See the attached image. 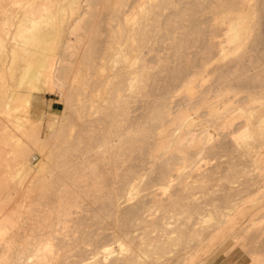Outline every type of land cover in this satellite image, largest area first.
Wrapping results in <instances>:
<instances>
[{"label": "bare ground", "instance_id": "obj_1", "mask_svg": "<svg viewBox=\"0 0 264 264\" xmlns=\"http://www.w3.org/2000/svg\"><path fill=\"white\" fill-rule=\"evenodd\" d=\"M149 1L151 2H147L148 5L145 7L143 6V10L142 7L139 8L142 11H140L136 5L138 11L128 14V6H126L128 0H0V106L2 105L0 111L6 114L12 111H9V108H7V100L5 99L6 101H3V99L4 97H6L7 99L9 98L8 100H11L10 97L13 98L12 95L15 93H13L12 91L8 92V89L5 90V88H3L1 82L2 80H4L5 74L2 72L1 68L5 67L7 68V70L8 68H11L12 70V67L7 66L10 64V62H14L12 61L13 57L16 56V54H18V52L20 51L22 54H24V52L22 51H25L26 54L30 55L35 54L37 48H35L34 50L33 46L29 47L31 48L29 49L27 47L29 45L26 46L27 43L34 44V41L36 39L46 40L48 38L49 40V37L50 39L56 37L57 41L59 42V44H57L56 50L54 49L50 52L47 51V54L42 52L44 51L43 49L40 50L41 55L37 56L36 69H32V71L34 70V72H31L30 75L32 74V78L35 77V79L38 78L39 80H41V82H39L40 84H38L36 87L40 90L41 93L30 95L32 97V100H37L36 97L42 96V93L49 91L55 92L59 97H62L65 105L62 111V115L60 116L61 118L60 120L58 119L59 124H62L63 122L61 123V121H64L65 116H67L66 109H69V111L72 110V114H75V117L80 118V123H78L77 125L78 129H74L72 131L71 129L76 126V124L73 123V121L70 123L71 120L68 121L69 119H67V123L69 122L70 124L67 126L68 128L66 127V144H63L64 146L62 145L63 148L61 152L59 150V152L61 153L60 155H62L61 160H58L56 158L60 156L59 152L58 156H56V151H54V148H58L59 145V142L57 144V141L55 139H58L59 137H56L58 125L56 124L57 122H55L53 119L46 120L44 129H41L39 122L38 125H35L33 123L28 124L30 120L27 123H24L22 122L23 119L19 115L14 116V119L7 117L0 118V264H64L62 263V261L57 262L64 251L69 252L70 255H73L75 258L69 264H150L151 262H159V264H164L158 260L160 255L156 251V249L160 245V239H158L157 236H152L150 232L156 230L155 228L157 225H159L160 220L166 217L165 214L169 210H171L170 207L173 208L175 207V205H179L178 207L182 208V205H180L179 202H176V197L178 196V193L179 191H181V189H175L171 193L169 192L168 197L165 196L167 197L166 199H150L151 204L149 205H147V203L143 200L136 201L132 204H126L125 201L128 198L121 199L124 195L123 190H125V185H129L126 184L127 181L124 183L122 182L123 184L121 188L118 187L119 189L112 190L109 187V189H107L105 193L101 195L102 198L98 203H95V201L97 202L98 200H93L90 199L91 197H88L90 192H97L104 189L99 185L100 182L97 179L100 177L99 173H104L105 168H111L116 173L117 169H120L121 167H130L131 163L128 164L129 162L127 163V160L129 158V151L133 147H139L141 151V157H138L142 161L144 160L145 156L149 157L150 155L151 157H155L156 155V157L158 156V158H160V164L163 165L159 178L161 181H163V185L160 183L162 192L165 191L168 186H170L174 182V180H181L182 177H184L181 168L190 166L191 163L195 161V157H197V155L201 152V149H213V147H218L217 143H214L212 134L207 129H202L199 133L192 132L193 129L191 128V121H193L194 118L190 117L189 114H187L184 110L177 111V113L170 119V125L166 127V129L162 130L161 132H156L154 126L157 122H159L158 119L161 118V112H159L161 102L154 107L153 111H151L148 116H146L149 120L145 126L144 124L138 125L137 122L133 124V122L128 120L126 112L130 109V106L129 108L128 106H126V99L128 97L130 98L133 93L138 92L144 88L143 82L145 77L148 75L147 69L149 67V64L147 60H145L144 56L142 57V55H140L142 49L144 47H147V42L151 41L152 38L154 40V36L156 34L158 35L159 31L162 29L163 31L161 35H168L171 37L174 36L173 33L176 28L174 21H176V18H180L183 14H185V11H183L184 8L182 10H178V8L176 9L177 4H184V2H186L187 4H189L192 10L193 8H199L200 10V8L203 9L202 6H204V2H207V0H184L183 2L179 0V3L176 0ZM212 1L214 3H212L213 5L211 7L213 8L212 13L216 14L218 17L212 19L214 21L208 30L212 33H215L219 30H222L223 27L220 26L225 23L226 25L224 27L225 31L223 34V41L228 43L235 41L239 38L240 32L242 30L245 31L249 24L244 25V23L242 22L244 15L236 12L234 13L233 9L237 7L243 8L244 2L246 0H210V2ZM128 3L131 4V2ZM121 5L127 7V12L119 9ZM209 5H206V7ZM103 6L108 7V12L106 14L110 15V17L105 16L106 14H101L103 11ZM89 8L94 9V13ZM165 8L169 10L168 12L164 13ZM211 8H209V10ZM88 9L95 15V19H92L93 14L90 13L91 16L88 14ZM206 9L208 10V8ZM103 12L105 13V11ZM195 12H197V10ZM72 13H74V15H72ZM125 13L127 14V16ZM87 14L94 21L99 17L100 14L104 15L106 18L109 17V21L104 24V29L102 28L103 24L99 25V23H97L96 21L91 24V19V22L88 26L87 23L89 21L86 22L87 20H85ZM186 14L189 15L190 13ZM101 15L99 17L100 19ZM191 16L189 17V20L190 18L193 19V15ZM115 17H117L118 19L121 17L119 20L120 22L124 21V25L121 23L123 25L122 26L119 21H115L116 23H110V20H112L113 22V20H115ZM160 17H163V23L166 26H161L162 23L160 21ZM98 20L99 19H97V21ZM186 20L187 19L185 17V21ZM98 25L100 34L103 29L105 38L103 40L104 43H101L102 45H100L98 50L97 44H99L100 42H95L97 46L93 43L96 48V50L94 49L93 51H96L97 53L95 54V57L97 55V59L100 60L99 62L95 61V59H92L93 62H97L94 67H96L98 64V66L96 67L97 71L95 70L96 73H93L97 76L94 79L89 76V74L92 75L91 73H89L90 69L88 70V72L85 71V73L82 71L87 70L85 68L87 64L84 63L85 60L82 61V57L85 56L84 53L85 51H87L85 49L89 47V43H87L88 38L90 41L89 36L92 35L91 38L93 36L97 37L99 31L92 32V30H95L94 27L96 26L95 28H97ZM120 25L122 26L121 28ZM87 26L91 29H88ZM86 27L88 30L86 29ZM186 27L187 33L189 34L198 36L201 33V29H199L198 26L195 25L194 19L192 20V22L188 23L185 28ZM252 27L250 26L249 28ZM203 29L205 30L207 28ZM93 33L97 34L93 35ZM179 34H181L180 31ZM98 36L100 35L98 34ZM104 36H102V38ZM96 37H93L95 39L92 40L98 41V37ZM246 39H248V36ZM193 40L194 39H192V41ZM221 41L222 40H220V42ZM37 43H39V41H37ZM120 43H128V48L126 47L128 49V52L124 51L126 50L125 47H119ZM85 44H88L87 48H85ZM173 45H175V43ZM206 45L207 46L205 48V52L203 54L201 53V57H199V59L201 58V60H205L209 53H211L212 55L213 51H220L224 48V46L219 45L218 41L213 39L209 40ZM260 46H262V44ZM39 47L40 46H38V48ZM123 48L124 50H122ZM148 48L150 49V47ZM90 51L91 49H88L87 53L91 54L92 52ZM132 52H134L135 54H132ZM114 54H117L118 58H114ZM130 54H132L133 58L135 57L137 60H135V58H131L132 56H130ZM211 55L209 57H211ZM87 56H85V58ZM22 57L21 59H23ZM90 57L91 56L89 55L88 58ZM93 57L94 55L92 56V58ZM257 57L258 56H256V58ZM116 60H118L122 64L120 65V67H122L120 68L118 66L120 69L118 68V70H116L113 74L106 73L103 75L102 72L107 69V63L105 62H113ZM90 61L91 60L89 59L88 62ZM244 61V52L239 55H235L233 59L229 60L225 64V69L230 64V66L233 67V70H230L231 67L229 66V68L226 69L228 73L221 75L219 74L220 76L218 78V84L214 85L211 88H208V90L205 91L199 99L207 100V98H210L212 96H218L219 99L224 100L228 98L229 92L234 94V91L236 89H241L239 91H249V87H251L250 84H258V80L262 81L259 79L258 75V72H260V74L262 73L261 71H259L260 69L257 71V74L256 72H253V74H247L248 72L245 73V70L243 69V67L245 66ZM92 63H90L89 65L91 66ZM190 63L192 64L191 61ZM17 66L21 65L19 64ZM94 67L91 69L93 70V72L95 69ZM190 68L191 67H189V69ZM65 69L66 71H72V78L70 76L71 79L62 75L61 72ZM11 72L13 73V71ZM19 73H21V71ZM23 73H26V71L24 70ZM186 74L184 73L183 77H185ZM30 75L27 76L31 77ZM86 75H88V77ZM27 76L26 79L31 83L32 78L28 77L30 79L29 80ZM88 80L92 82V84L90 83L92 91L97 90L95 94L99 95V99H93L91 93L87 91ZM185 80L187 79L185 78ZM170 83L171 82H169V85ZM32 84L29 85L32 86ZM39 85H41V87L38 88ZM183 86H185V84ZM36 88H32L33 91L37 90ZM124 96L125 98H123ZM192 96L190 98H187L185 101L187 103L193 102L196 97ZM165 97L167 98V94L166 96H164V98ZM30 99L31 98L29 97L25 98L26 101ZM78 101L81 102L80 107H77ZM86 101L89 102V106H85ZM29 102L28 104H30ZM7 121H9L10 123H8ZM138 122L140 123V121ZM215 125H217L216 121L211 124V126L213 127H215ZM13 126L20 130L22 134L26 135L28 137V141L34 146L38 153L41 154V158L35 164H31L30 159L33 156H30V150L32 148L30 149L26 145L27 143L22 142L20 144L22 146L21 148L13 150H9L5 147V145L9 144L10 139L16 137V134L12 132L14 130ZM163 128L164 127H162L161 129ZM176 128L180 129L178 133L175 132ZM238 128V130H229L227 131V133L229 134L230 132L233 133V131H235V133L231 136L234 144L239 145L246 152H248L249 148L251 147V139L253 135L259 134V136H261V134H263L264 132V116L262 115L260 116V118L258 117L255 122L250 115L245 116L242 126ZM40 132H44V134L41 135ZM62 134H64V130ZM148 137L160 139V143L155 140L157 141V143H159L158 150L153 152H151L150 150V153H145V151L142 152L141 147L145 148L144 143H146L144 139ZM61 140L64 141V139ZM149 146L150 145H148V147ZM257 159L259 160V157ZM153 160L152 162H154ZM262 169L263 170H261V172L264 173V166L262 167ZM121 173L122 172H120V176ZM204 174L205 173L203 172L200 174L198 173L197 178L201 179ZM19 175H29V178L26 181L21 182V180L16 179V177L18 178ZM244 190L245 189H240L239 191L237 190V193L240 194ZM86 197L88 199H86ZM235 202L231 206H229L228 203V206L226 207L228 208V211H225L223 215L224 221L221 220L223 222H219L215 225L217 231L213 233L214 235L219 230H221L220 227L227 229L228 227H231L233 223L237 224L236 220H234V212L232 211H237V213L240 215L242 214L243 217L247 214H245V211L247 209L249 210V206L252 204L251 202V204L246 205V201L241 199L239 203ZM239 206L240 208H238ZM151 207H154V210L159 209L163 212L159 219L154 216H149L152 212H154H148L150 211L149 208ZM106 217H110L109 222L107 220V222H104ZM67 221L73 222V227H70V229L66 228L68 227L66 224ZM247 225L251 228L255 226L257 229H264V212L258 215L257 218L249 217ZM140 227L148 229H144L141 234L137 230ZM62 228L64 229L63 231ZM106 229L108 230L107 232H105ZM99 237H108L109 240H112L113 244L116 243L117 247L114 249L111 245L112 242H99V239H101ZM232 237L234 238L235 242L244 244L245 239L243 236H239L236 233ZM249 253L253 261H258L260 259V253H258L257 251L251 250L249 251ZM63 256H67V254H63ZM144 256L149 257V259L146 261ZM70 258L72 259V257ZM188 258H190L189 252L186 250L185 252H183V255L181 257L179 256V259ZM181 264H188V262H185L183 260Z\"/></svg>", "mask_w": 264, "mask_h": 264}, {"label": "rangeland", "instance_id": "obj_2", "mask_svg": "<svg viewBox=\"0 0 264 264\" xmlns=\"http://www.w3.org/2000/svg\"><path fill=\"white\" fill-rule=\"evenodd\" d=\"M134 1L128 0V2H131V4L128 2L126 3L127 4L126 6H128V8L126 6L121 5L122 8L119 7V9L124 10L125 12H127V9H128V14H129L131 12L138 11V9L141 7L143 10V8L148 5L147 2L148 3L151 2L149 0L148 1L147 0H134ZM176 1L179 3V0H176ZM180 1L183 2L184 0H180ZM139 3L141 6L139 5ZM141 3H143V4H141ZM212 3H213V1L210 2V0H207V2L205 1L204 2L205 7L202 6L203 9L200 8V10H199V8H196V9L193 8V10H192V8L186 2H184V4L180 3V4L176 5V9L178 8V10H182L184 8L183 11H185V14H183L184 16L182 15L184 18L181 16L182 18L181 17L176 18L177 22L174 21L175 26H176L175 31L173 33L174 36L171 37L168 35H166V36L161 35V33L163 31V29H162L158 33L159 36L157 34H156L157 36L155 35L158 39L154 36L155 39L153 40V38H152L151 41L147 42L148 46L144 47L143 48L144 50L142 49V51L140 52V55H142V57L144 56L145 60H147V62L149 64V67L147 69L148 75L145 77L144 82H143L144 88L142 87L143 89H141L138 92L133 93L135 95L132 94V96H130V98L128 97L129 99L128 98L126 99V102L128 104L126 102L125 103H126V106H128V108L130 106L129 110H127L128 108L126 107L127 108L126 109L127 110L126 115L128 117V120L133 122V124L135 122H137L138 125L144 124V126H145L149 120L148 117H146V116H148L151 113V111H153L154 107L158 103L161 102L160 103L161 107H160L159 112H161L162 114L160 113L161 118L158 119L159 122H157L156 125L154 126L156 132H161L162 130L166 129V127H168L170 125L169 124L170 119L177 113V111H179V110L183 111L184 110V111H186L187 114H189L190 117L194 118V120L191 121V125H192L191 128L193 129L192 132L199 133L202 129H207L212 134L214 143H217L218 147H213V149H209V148L201 149V152L197 155V157H195V161L193 163H191L190 166L184 167L185 169L181 168V170L183 171L184 177H182L181 180H178V179H176V181L174 180V182L170 186H168V188L166 189L167 191L165 190L163 192H162V188H160V186H161L160 183L163 185V181H161L159 179L160 178V172L162 171V168H163V165L160 164L161 163L160 158H158V156L156 157V155L154 154L155 157L153 155H152L153 157H151V155L149 157L145 156L146 159L144 158V160H146V161H144V160L142 161L139 158V157H141V151H140L139 147H133L129 151V156H128L129 158L127 160V163L129 162L128 164L131 163L130 167L129 168L127 166L121 167L120 168L121 170L117 169L116 173L111 168H107V169L105 168L104 173H99L100 177L97 179L100 182L99 185L102 186V188H104L105 190L103 189V190L97 191V192L96 191L90 192L88 197L89 198L91 197L90 199H93V200L94 199L98 200L97 202L95 201V203H98L99 200H101V198H102L101 195H103L105 193V191L107 189H109V187L112 190L119 189V188H121L122 184L127 181L126 184H129V185L128 186L125 185V190H123L124 195L122 194L123 197L121 199L128 198L125 201L126 204H132V203H135L136 201L143 200L144 202L147 203V205H149V204H151L150 199H153V198L157 199V200L166 199L169 195V192L171 193L175 189H181V191L178 190L179 193H178V196L176 197L177 198L176 202H179V204L182 205L181 207L184 209L179 208L178 207L179 205H175V207H173L174 209L170 207L171 210H169L165 214L166 217H164L163 219L160 220L161 223L159 222V225L156 226V228H155L156 230H153L150 232V234L152 236H157L158 239H160V245L156 249L157 253L160 255V257L158 259L159 261H161L164 264H178L179 262H180L179 264H181V262L183 260L185 262L187 261L188 264H258V263L264 264V232H263L264 229H260V228L257 229L255 226H253L251 228L247 225V223L249 221V217H256L257 218L258 215H260L264 212V176H263L264 173L261 172V170H263L262 167L264 166V132H263V134H261V136H259V134L253 135V137L251 139V147L249 148L248 152H246L239 145L234 144L231 136H232V134L235 133V131H233V133L232 132H230L229 134L227 133V131H229V130H233V129L238 130L239 129L238 127L242 126L243 119L245 118V116L250 115L254 122H255V120H257L258 117L260 118V116H262V115L264 116V87H261V86H264V79H263L264 78V60H263L264 59V57H263L264 56V0H251V1L246 0L244 2L243 8L237 7L235 9H233L234 13L236 12V13L244 15V18L242 19V22L244 23V25L249 24L251 27L253 25V27L249 28L250 26L248 25V27L245 31L242 30L240 32L239 38L236 39L235 41L231 42V43L223 41L224 40L223 34L225 31L224 27L226 25L225 23H223L220 26V27H223L222 30H219L220 32L217 31L215 33H212L208 30L214 21L212 19H215L216 17H218L216 14L212 13L213 8H211V7L214 4V3L213 4ZM136 5H137L138 9H137ZM206 5H209V6L206 7ZM181 6H182V8H181ZM107 8H108L107 6H105V7L103 6L102 9H103V11H105V13L102 11L101 14L105 15L108 12ZM206 8H208V10ZM209 8H211V9L209 10ZM89 9H88V14L91 16V14L94 13L93 12L94 9H90L93 13L91 11H89ZM139 10L142 11L141 9H139ZM164 10L163 11L165 13V12H168L169 9L165 8ZM196 10H197V12H195ZM193 12H195L197 14H195ZM186 13H190V14L188 15ZM249 13H251V14H249ZM141 14H142V12H141ZM72 15H74V13H72ZM87 15H86V18H88V19L85 18V20H87L86 22L89 21L87 23L89 26V24L91 22L90 21L91 18L89 17V15L88 16ZM100 15H99V17H100ZM104 15H101V19L99 17L98 18L96 17L97 19H99L98 20L99 22L97 21V19L95 20L97 23H99V25L103 24L102 28L104 27V24H106L109 21V17H110V15H108V14L105 15V16H109L108 18H106ZM191 15H193L195 25L198 26L199 29H201V33L198 35L199 37L196 35H195L196 36L195 37L194 34L187 33V27L185 28V26L188 23L192 22V20H193L192 18H190V20H189V17ZM92 16H93L92 19H95V17H94L95 15L93 14ZM111 16H112V14H111ZM126 16H127V14H126ZM185 17L187 19L186 21H185ZM104 18H106V19H104ZM251 18H252V20L253 19H255V20L252 21ZM119 19L117 17H115V20H113V22H112V20H110V23H116L119 21L120 24L121 23L123 24L124 21L120 22ZM248 20H250V21H248ZM95 21L92 20L91 24ZM160 21L162 23L161 26H166L163 23V17H160ZM249 22H251L252 25ZM182 24H183V26H182ZM99 25L97 26V28H95L96 26L94 27L95 30H92V32L93 31L94 32L99 31L98 34L100 36H98V34L96 33L97 37H98V41L92 40V39H95L93 37H96V36H93L92 38H91L92 35L89 36L90 41H89V38L87 39L88 42L86 41L87 43H89V45L87 44L89 47L86 44H85L86 47L84 46L85 48L88 47L87 49H85L87 51L84 50L85 56H87V55L88 56L86 58H85V56L82 57V61L85 60L84 63L88 65V66L86 65V67H85V64H84V67L87 70H82V71L85 73V71L88 72V70L90 69L89 73H91L93 76L90 75L89 73L88 74H89V76H91L94 79L97 76L93 73H96L95 70L97 69L96 67L98 66V64H97V66L94 67L97 63L95 61L100 62V60L97 59L98 58L97 55L95 57V54H97L96 51H93L94 49L96 50L95 42L96 43L100 42L99 44H97L98 46L96 45L97 50H98L100 45H102L101 43H104L103 40L105 38V36H104L105 33H103L104 28L102 29V32L100 34V29L98 28ZM121 25H120V28L124 24L122 26ZM87 27H86V29H87ZM183 28H185V29H183ZM203 28H207V29L204 30ZM88 29H91V28L88 27ZM96 29H98V30H96ZM181 30H183V31H181ZM179 31L181 34H179ZM102 33H103V35H102ZM219 33H220L222 38L220 37ZM96 34L93 33V35H96ZM215 34H217V35H215ZM246 35L248 36V39H246L247 38ZM102 36H104V37L102 38ZM208 36H210V37H208ZM253 36H254V38H253ZM175 37H177V38H175ZM173 38H175L177 41ZM51 39H50V37H49V40H48V38L46 39L47 41L44 39H42V40L36 39L34 41V44L27 43L26 46L29 45V46H27L28 48L33 47V46H34L33 47L34 50H35V48H37L35 54H33V55L26 54L25 51H22V52H24V54H22L20 51V52H18V54H16V56L13 57V60L11 59L14 62L13 63L10 62V64L7 66V67H12V70H11V68L10 69L8 68V70L5 67H4L5 69L1 68L2 72L5 74L4 80H2V82H1L3 88H5V90L8 89V92L12 91L13 93L14 92L15 93L13 95L11 94L13 96V98L10 97L11 100H8L9 98L7 99L6 97H4L3 101L5 99L7 100V102H8L7 108H9V111L10 110H12V111L8 112L7 114L0 111V118L7 117V118L14 119L15 118L14 116L19 115L23 119L22 122H24V123H27L30 120V122H28V124L33 123L35 125H38V122H39L41 129H44L46 120L53 119L55 122H57L56 124L58 125V127H57L58 131H56V135H57L56 137L60 138V139L59 138L55 139L57 141L56 142L57 144L59 142L58 148H56V149L54 148V151H56L55 154H57L56 156H58L59 150L61 152L63 146L66 144L65 139H66V133H67L66 130L68 128L67 126L73 121V123H75L76 126H74L71 129V131L74 129L77 130L78 129L77 125H78V123H80V118L75 117V114H72L73 113L72 110L69 111V109H66L67 116H65L64 121L63 120L61 121V123L62 122L63 123L59 124L58 121L61 118L60 116L62 115V111H63L64 105H65V102L63 101L62 97H59L55 92H49V91L42 93L41 94L42 96L36 97L37 100L36 99L32 100V97L30 95V94L41 93L40 90L36 88L37 85L40 84L39 82H41V80H39L38 78L35 79V77L32 78L33 76H32V74L30 75V73L34 72V70L36 69L37 56L41 55L40 50L44 49V51H42V52L47 53V54H48V52L53 51L54 49L56 50L57 44H59V42L57 41L56 37H53ZM192 39H194V40L192 41ZM212 39L218 41L219 45L224 46V48L220 51L219 50L215 51V52L213 51L212 55H211V53H209L205 60H201V58L199 59V57H201V53L203 54L205 52V48L207 46L206 43ZM181 40L183 43L181 42ZM220 40H222L223 42L221 41L222 42L221 43ZM37 41H39V43H37ZM51 41H52V43H51ZM189 42H190V44H189ZM247 42H248V44H247ZM174 43H175V45H173ZM179 43H181V44H179ZM36 44H38V45H36ZM125 44L126 43H120L119 47H121V48L127 47L128 48V43L126 44L127 46ZM261 44H262V46H260ZM38 46H40V47L38 48ZM93 46H94V48H93ZM148 47H150V49ZM127 48H126V50H124V48L122 50L127 51L128 50ZM29 49H31V48H29ZM88 49L89 50L91 49V51H90V52H92L91 54L87 53ZM191 51H192V53H191ZM250 51H251V53H250ZM243 52L245 55L244 65L246 67L245 66L243 67V69L245 70V73L248 72L247 74H253V72H256V74H257V71L260 69L259 71H261L262 73L260 74V72H258L259 73L258 75H259V79L262 81L258 80V84L257 83L250 84L251 87H249L250 88L249 91H245V90L239 91L241 89H236L234 91L235 92L234 94L229 92L228 98H227L228 100L227 99L221 100L218 98V96L217 97L212 96L210 98H207V100L206 99L200 100L199 99L200 96L205 91H207L208 88H211L214 85L218 84V81H219L218 78L221 74L228 73L226 71V69L229 68L230 64L227 66L226 69H225V64L229 60L233 59V57L235 55H237V54L239 55ZM92 54L94 55L93 58H92V56H93ZM132 54H135V53L132 52ZM132 54H130V56H132L131 58H133ZM89 55L91 56L90 58H88ZM210 55H211V57H209ZM20 56L21 57L23 56L22 57L23 59H21ZM256 56H258V57L256 58ZM114 58H118V55L114 54ZM182 58L185 60H183ZM87 59L88 60L90 59L92 62L95 59V61L92 63L91 61L88 62ZM135 60H137V59L135 58ZM206 60L209 62H207ZM190 61L192 62V64L190 63ZM255 62H256V64H255ZM11 63H12V66H11ZM90 63H92L91 66L89 65ZM105 63H107V66H106L107 69L102 72L103 75L106 73L113 74L116 70H118L120 65H122L118 60L113 61V62L107 61ZM19 64L21 66H17ZM249 65H251V66H249ZM25 66H28V67H25ZM92 66L95 68L94 72H93V70H91L93 68ZM247 66H249V67H247ZM189 67H191V68L189 69ZM262 67H263V69H262ZM13 68H14V70H13ZM185 68H188V69H185ZM32 69H34V70L32 71ZM231 69L233 70V67H231L230 70ZM24 70L26 71V73H23ZM11 71H13V73L15 71L16 72L13 74ZM20 71L22 74L19 73ZM28 71H29V73H28ZM63 71L61 73L64 77L66 76V77L70 78V76H71V78H72V71H69V70L66 71V69ZM90 71H92V72H90ZM187 72H189L190 74ZM82 73H81V75H82ZM184 73L185 74L187 73L185 77H183ZM0 74H1V71H0ZM18 74H19V76H18ZM27 75H30L31 77H29ZM261 75H263V76H261ZM21 76L24 78H22ZM26 76H27V78L29 77V78H32L36 81L31 79V83H30L26 79ZM86 76L88 77V75H86ZM179 76L182 78H180ZM185 78L187 80H185ZM6 79L8 80V82ZM180 80H181V82H180ZM16 81H18V82H16ZM32 81H33V84H32ZM188 81H190V82H188ZM169 82H171L170 85H169ZM214 82H216V83H214ZM14 83H16L17 85ZM90 83L92 84V82L90 80H88L87 91L89 93H91L93 99H99L98 98L99 95L95 94V92L97 90L92 91ZM29 84L30 85L32 84V86H30ZM184 84L186 87L183 86ZM153 85H155V86H153ZM39 87H41V85H39L38 88ZM32 88H34V89L36 88L38 90V92H37V90H35L36 92L33 91ZM30 91H31V93H30ZM162 91H163V93H162ZM92 92H93V94H92ZM165 92H167V93H165ZM169 92H170V94H169ZM166 94H167V98L169 97L168 99L166 97H165L166 99L164 98V96H166ZM188 95H190V96H188ZM162 96H163V99H162ZM191 96L196 97V99L191 103H187L185 100L187 98H190ZM26 97L31 98L30 100L32 102L30 100L26 101L25 100ZM123 98H125V96ZM135 98H136V100H135ZM130 99H131V101H130ZM28 102L30 104H28ZM164 103H166V104H164ZM80 105H81V102L78 101L77 107H80ZM212 105H213V107H212ZM85 106H89V102L86 101ZM137 106H138V108H137ZM139 106H142V107H139ZM165 106H166V108H165ZM1 107H2V105L0 106V109H1ZM243 110H245V111H243ZM24 112H25V114H24ZM163 113H165V114H163ZM67 119H69L68 121L71 120L70 123L69 122L67 123ZM138 121H140V123ZM214 121H216V124H217V125H215V127L211 126V124L214 123ZM7 122L10 123L9 121H7ZM162 123H164V124H162ZM156 126H158V127H156ZM13 127H14L13 128L14 130L12 132L14 134H16V137L10 139L9 144L5 145V147L9 150H13V149L21 148L22 146L20 144L22 142L27 143L26 145L30 149L32 148L30 150V156H33L30 159L31 164H35L41 158L40 157L41 154L38 153V151L34 148V146L28 141V137L26 135L22 134V132L20 130H18L15 126H13ZM60 127H63V128H60ZM162 127H164V128L161 129ZM63 130H64L65 135L62 134ZM179 130L180 129L176 128L175 132L178 133ZM40 134L43 135L44 132H40ZM21 137H22L23 141H22ZM61 139H64V141H62ZM144 140L146 143H144L145 148L141 147L142 152L145 151V153H147V152L150 153V150H151V152L158 150L159 143L161 142L159 138L148 137ZM155 140H157L159 143H157V141H155ZM148 145H150V146L148 147ZM59 146H62V147H59ZM60 152H59V155L61 154ZM258 157H259V160L257 159ZM56 158L58 160H61L62 155H60ZM130 158H131V160H130ZM151 158H152V160L154 159L153 160L154 162H152ZM157 161H158V163H157ZM152 166H154V167H152ZM126 167H127V169H126ZM133 171H135V172H133ZM184 171H185V173H184ZM120 172H122L121 176H120ZM125 172H126V174H125ZM202 172L205 173L204 176L201 179L197 178L198 173L200 174ZM28 178H29V175H25V176L19 175L18 178L16 177V179L21 180V182L26 181ZM246 181H248V182H246ZM182 189H184V190H182ZM240 189L241 190L245 189V190L242 191L240 194H238L237 192ZM233 192H234V194H233ZM128 195H130V196H128ZM99 196H100V198H99ZM165 196H167V197H165ZM86 199H88V198L86 197ZM240 199L245 200L246 205L251 204V202H252V204H251L252 206L248 205L250 207V209L249 210L247 209L245 211V214L246 213L247 214L242 217V214L240 215L237 213V211L236 212L232 211V212H234V214H233V215H235L234 220H236L237 224L233 223V225L231 227H228L229 229L227 228L228 230L226 228L222 227L223 228L222 229L220 227L221 230H219L214 235L213 233H215L217 231L215 228V225L219 222L224 221L223 215H224L225 211H228V208H226L228 206V203H229V206H231L234 204L235 201H236L235 203H239ZM183 205H184V207H183ZM235 206H236V204H235ZM238 208H240V206ZM149 210H150V211H148L149 213L154 211L151 213V215H149L150 217L154 216V217L159 219V217L163 214V212L159 209L154 210V207L149 208ZM250 214H251V216H250ZM109 219H110V217H106L104 222H107V221L109 222ZM218 219H219V221H218ZM221 220H223V221H221ZM69 222L70 221H67V223H66L68 226V227H66L67 229L68 228L70 229V227H73V222L72 221L70 223ZM240 227H241V229H240ZM144 229H148V228L140 227L137 230L139 231V233L142 234V231ZM63 230L64 229L62 228V231ZM107 231L108 230L106 229L105 232H107ZM236 233H237V235L244 237V239H245L244 244L234 241V238L232 236ZM230 234H232V235H230ZM99 238H101V237H99ZM99 242L108 243V242H112V240H109L108 237H104V238L99 239ZM111 245L113 246L114 249L117 247L116 243L113 244V242H112ZM185 250L189 252L190 258L179 259V256L181 257L183 255V252H185ZM251 250L257 251L258 253H260V259L258 261L252 260L251 255L249 253V251H251ZM65 252L66 251H64L63 254L64 255L67 254V256H63V254H62L60 259L57 260V262L62 261V263H64V264H66V263L69 264L71 261H73L75 259L73 255H70L69 252H66V253ZM70 257H72V259ZM145 259L147 261L149 259V257H145ZM66 261H68V262H66ZM150 264H159V262H157V263L151 262Z\"/></svg>", "mask_w": 264, "mask_h": 264}]
</instances>
